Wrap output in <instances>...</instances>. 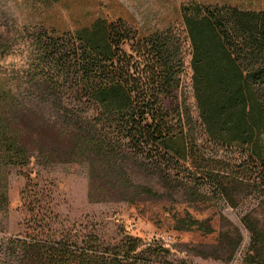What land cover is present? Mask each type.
I'll list each match as a JSON object with an SVG mask.
<instances>
[{"label":"rangeland","instance_id":"374dc122","mask_svg":"<svg viewBox=\"0 0 264 264\" xmlns=\"http://www.w3.org/2000/svg\"><path fill=\"white\" fill-rule=\"evenodd\" d=\"M200 5L264 10V0H0V264H8L9 250L19 249L17 240L34 236L48 242L93 241L111 247L132 236L142 241L137 253L151 247L149 258L157 262L247 264L250 233L242 218L264 195L258 196L256 190L261 188L240 187L234 207L214 185L215 176L232 175L230 166L246 169L245 153L218 146L196 127L197 148L207 157L190 156L178 166L163 154L113 160L106 153L81 150L69 155L67 148L58 149L64 135L53 128L57 120L52 117L53 102L41 104L37 98L46 86L42 77L58 78L55 91L64 106L72 107L71 94L78 87L71 83L76 71L70 46L79 44L85 28L98 21L115 23L134 44L139 37L169 27L183 32L185 18ZM184 51L186 74L178 95L181 101L185 93L196 123L189 42ZM58 52L62 55L56 57ZM77 105L82 112L88 107L84 102ZM20 139L30 147L27 157L18 151ZM57 150L68 160L54 161L52 156L60 154ZM222 215L243 234L229 261L222 260L214 247Z\"/></svg>","mask_w":264,"mask_h":264},{"label":"trees","instance_id":"16d2710c","mask_svg":"<svg viewBox=\"0 0 264 264\" xmlns=\"http://www.w3.org/2000/svg\"><path fill=\"white\" fill-rule=\"evenodd\" d=\"M185 26L183 32L169 27L130 44L122 27L98 21L79 33L78 45L70 46L76 71L71 83L78 87L71 94L72 107L64 106L61 94L55 91L58 78L42 77L46 86L37 98L41 104L53 102L56 112L52 117H62L52 124L59 136L64 135L58 149L67 148L69 155L81 150L99 156L106 153L113 160L163 154L178 166L190 156H205L197 148L196 127L218 146L241 150L247 157L246 169L230 166L232 175L215 176L218 181L214 182L236 207L233 197L240 187L261 188L256 190L258 196L264 195V10L200 5L193 16L185 18ZM187 42L192 54L196 123L185 93L181 101L178 95L186 74ZM59 55L62 52L56 53ZM59 60L55 58V62ZM77 99L88 105L86 111L77 108ZM18 145L20 156L27 157L30 147L21 139ZM60 150L53 160L67 161ZM242 223L250 233L245 262L264 264V198L243 215ZM37 237L17 240L19 249L6 254L8 264H168L149 258L151 247L137 253L142 241L132 236L113 247ZM242 240L241 228L222 215L214 246L220 258L232 259Z\"/></svg>","mask_w":264,"mask_h":264}]
</instances>
